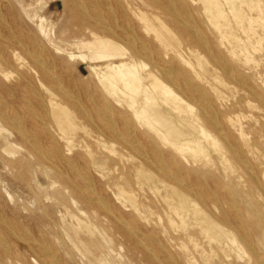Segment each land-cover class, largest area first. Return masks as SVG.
Segmentation results:
<instances>
[{
	"label": "bare ground",
	"instance_id": "1",
	"mask_svg": "<svg viewBox=\"0 0 264 264\" xmlns=\"http://www.w3.org/2000/svg\"><path fill=\"white\" fill-rule=\"evenodd\" d=\"M71 1L79 33L86 38L77 45L86 53L75 54L56 44L48 48L36 36L16 34L11 29L0 31V75L14 76L11 85L0 83V152L8 155L2 160L9 171L16 172L14 176L20 172L43 176L38 190L61 213L59 220L51 216L38 199L39 192L33 191L40 213L36 217L87 264H114L116 259L128 263L138 257L149 264L166 262L160 248L148 247L153 237L143 236L142 221H150L152 210L138 199L133 188L135 182L152 184L164 190L166 228L190 237L198 234L212 252L221 251L223 264H236L226 245L240 247L236 231L242 225H230L232 217L219 206L218 214L206 211L196 198L201 169L209 167L207 149L218 151L227 163L222 140L231 134L221 132L223 126L214 112V102L210 100L211 104L205 92L194 85L193 73L180 64L184 60L180 51L198 53L194 47L182 45L184 41L197 48L207 45V35L201 30V40L192 35L199 31L189 15L191 6L200 10L207 27L216 28L231 46L244 42L231 25V13L249 44L254 48L262 44L264 0H225V4L221 0ZM180 6L188 9L184 22L180 20ZM48 34L45 32L46 38ZM74 60L88 64L90 73L98 77V106H84L71 99L74 94L64 81V73ZM101 64L104 67H98ZM112 141L119 143L122 151L114 149ZM128 148L147 161H130L123 152ZM111 159L121 169L102 183ZM25 164L29 167L24 169ZM92 169L99 181L90 174ZM105 186L113 189L116 201L107 199ZM0 190L14 203L21 199L4 183ZM28 207L25 209L30 210ZM2 223L0 232L8 235L21 228L15 218ZM44 236L38 242L40 249L36 248L39 254L45 253L42 264H58L60 259L51 254ZM69 254L73 259L74 253ZM5 261L9 263V257Z\"/></svg>",
	"mask_w": 264,
	"mask_h": 264
},
{
	"label": "rangeland",
	"instance_id": "2",
	"mask_svg": "<svg viewBox=\"0 0 264 264\" xmlns=\"http://www.w3.org/2000/svg\"><path fill=\"white\" fill-rule=\"evenodd\" d=\"M221 1L225 4V0ZM100 2L103 1L101 0ZM100 5L101 7L99 8L102 12H105V7L102 4ZM180 11H182L180 20L184 22L185 17H187L185 13L188 9L180 6ZM189 13L199 31L196 34H192L193 37H196L199 41L202 38H199L198 35L202 36V32L205 33L207 35V43L205 45H207L204 48L202 45H200V48H197V45H193L192 42L184 41L182 45L192 46L198 53L190 54L187 51H180V56L184 59L180 64L184 66L185 70L193 73L192 79H194V85L199 86L200 90L203 93L205 92L204 94H206L208 100H212V103L214 102L212 104L210 101L216 116L218 115V121L223 126L221 132L231 134L229 138L222 140L224 142V149L227 152V163H223L218 151L212 148L207 149L206 156L209 167L201 169V183L197 186L198 191L196 189L200 197L196 198H198L199 204L206 211L218 214L219 211L216 209V206H219L227 211L226 213L230 218L232 217L230 225L234 226L235 222L240 226L242 225L240 230H234L237 233L240 247H237L235 244L233 246L232 243L226 245L231 250V254H234L236 257V264H264V261H261L264 260V163H262L264 162V42L256 44V49L254 46H251L248 40H246L245 33L241 30L242 26L238 25L233 19V13L229 14L231 25L239 38L244 41L242 45L237 47L231 46L226 39L221 38L216 28L207 27V22L203 21L200 10H196L191 6ZM41 28L44 30L43 32ZM6 29H11L16 34L23 33L28 37L36 36L48 48L56 44L75 54L81 51L87 52L86 49L77 45L78 41L85 40L86 38L79 33L77 28L76 11L71 0H0V31L4 32ZM45 32L49 33L47 38L45 37ZM72 44H76L75 46L78 48L74 45L72 47ZM201 47L205 52L202 51ZM253 48L256 51L259 50L256 52ZM240 51L244 52L240 53ZM245 52L247 53L245 54ZM227 65L228 68L226 67ZM98 67H104V65L101 64ZM247 77L250 80H247ZM237 79L238 81H236ZM13 80V74L8 77L0 75V83L5 84V86L11 85ZM98 80V77L94 73H90L88 64L80 60L72 61V66L70 64L65 69L64 81L70 85L69 90L74 94V98L71 99L77 102L81 101L84 106H98L100 104L98 93L101 86ZM254 85L256 88L253 87ZM216 107L219 109L216 110ZM211 130L213 133L218 134L216 129L211 128ZM233 134L237 135V137H234ZM232 140L235 141L233 142ZM112 146L114 149L122 151L119 143L112 141ZM1 150L2 146H0ZM105 152L110 154L111 151L105 149ZM123 152L126 157L130 158V161H147L138 152L136 153L129 148L123 149ZM110 155L112 156L113 154L111 153ZM3 156L7 157L8 155L0 152V184L4 183L6 187L21 199L18 203H14L5 197L0 190V228L3 227V220L6 221L7 218L20 220L21 228L18 227L19 229L17 230L13 229L11 235H8L5 231L0 232V264H42L45 253L43 251H41V255L38 253L40 252L39 246H41L38 242H40L41 236L43 237L44 235V238L49 241V245L47 246L51 248V254L60 259L58 264H87L83 258L77 255L74 249H66L67 246L56 237L52 229L46 227L37 218L40 213L38 212V203L36 201L34 203L35 193L33 191L39 192L40 198L38 199H41L47 206L46 209L51 216L58 220L61 217V213L51 205V201L45 200L44 193L38 190L37 184H42L44 177L40 174L32 177L33 175L22 174L23 172H20V175L14 176L16 172L9 171L4 165ZM28 165L25 164L22 167L25 169V167H29ZM108 165L109 167L105 170L107 177H102V183L105 182L106 178L116 175L121 169L117 168L118 165H115L112 159L109 160ZM124 165L128 166V163ZM229 165L231 166L230 169ZM256 165L258 166L257 168ZM149 166L152 167L153 165ZM89 172L90 174H94L99 181V176L95 175L94 169ZM26 183H29L30 188L26 186ZM105 188L108 194L106 195L107 199L116 201L113 189L108 186H105ZM133 188L138 199L150 206L152 210L149 216L151 218L150 221L148 223L142 221L145 233L143 236H145V239L149 236L153 237L154 241H147L150 243L148 247L160 248L163 257L167 260L166 262L163 261L165 264H171L172 262V264H223L220 261V256H222L221 251L213 250L212 252L203 243L202 238L198 237V234L190 237L177 233L170 227L166 228V224H163L166 221V215L163 209L162 199L164 190L162 188L156 189L152 184L144 185L137 182L133 184ZM26 205H29L28 209H31L26 210ZM230 228L233 229L231 226ZM22 229L24 230V235ZM124 251L122 250V253ZM70 252L74 253L73 259L69 254ZM6 257H9V263L5 261ZM163 262H156V264H164ZM114 264L149 263L141 261V258L138 257L137 260L128 263H123L116 259Z\"/></svg>",
	"mask_w": 264,
	"mask_h": 264
}]
</instances>
